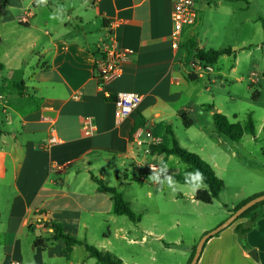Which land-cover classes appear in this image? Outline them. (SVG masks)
<instances>
[{
	"label": "crops",
	"instance_id": "0c3cea01",
	"mask_svg": "<svg viewBox=\"0 0 264 264\" xmlns=\"http://www.w3.org/2000/svg\"><path fill=\"white\" fill-rule=\"evenodd\" d=\"M174 4L0 0V95L8 100L0 101V264H96L84 245L74 246L68 257L64 241L47 242L53 229L45 221L62 225L123 264H190L194 245L184 244L181 236L168 239L173 225L163 224L158 199H150L152 189L146 190L147 200L141 189L133 198L127 193L139 184L151 188L145 173L157 175L161 187L162 178L192 170L176 155L165 159L163 153L150 151L152 145L171 147L169 130L215 169L209 142L215 138L220 148L226 137L217 132L212 112L203 109L210 99L204 97L208 83L203 91L196 82L207 75L208 82L216 83L212 72L239 83L249 75L252 87L261 81L264 86V0H196V22L184 28L178 48L170 38ZM111 28L118 47L130 53L121 74L100 86L98 45ZM193 45L231 48L234 53L222 55L211 72L202 73L194 63ZM223 57L231 61L224 76L219 65ZM190 74L198 79L190 80ZM118 92L142 95L139 107L124 119L117 118L116 103L107 97ZM87 117L93 124L90 135L83 128ZM174 126L184 130L183 140ZM259 136V130L254 136L245 134L237 148L256 159L244 140L256 142ZM92 174L122 192L141 219L114 214L113 201L98 191ZM179 180L188 187V177ZM191 193L194 201L196 192ZM263 193L264 185L240 203ZM237 205L225 209L218 225ZM246 221L210 238L198 264H264V217L242 240L235 227ZM208 231L203 228L201 237ZM39 239L47 246H38ZM118 239L124 243L120 252L113 244Z\"/></svg>",
	"mask_w": 264,
	"mask_h": 264
},
{
	"label": "rangeland",
	"instance_id": "374dc122",
	"mask_svg": "<svg viewBox=\"0 0 264 264\" xmlns=\"http://www.w3.org/2000/svg\"><path fill=\"white\" fill-rule=\"evenodd\" d=\"M220 46L216 45L215 48H220ZM230 62L228 57H223L219 61L223 76L228 74ZM214 78L217 79L216 83L208 82L209 78L206 75L204 78L197 80L196 85L203 88L204 91V84L205 82L208 83L210 91H204V97L210 99H207L206 104L214 105V110L220 109L221 111L219 112L226 115L230 121H241L243 124L252 119L256 131H260V136L256 142H246L249 139L246 138L244 144L256 159L249 157L241 148L238 149L237 143L228 140L226 136L224 138L226 143H221L219 145L220 148L216 147L215 138L209 142L208 153H211L216 161L215 169L211 166L217 176L224 181L225 185L220 198L212 204L193 201L191 198L192 191L180 182L179 176L184 175L187 178V174L195 173L189 164L191 171H175L172 177L162 178L161 187L156 184L157 179H150V177H157V175L145 173L144 176L151 188H147L144 184H139L127 193L129 198H133L132 195L136 193V189H141V192L144 191L145 193L144 199L147 200L149 197L146 195V190L152 189L153 195L150 199H158L161 219L165 221L163 224L167 226L173 225L170 231L172 235L168 233V239L181 236L184 244H192L194 247L197 246L201 238V230L203 228L213 230V228L219 226L218 224L226 215V208H231L233 204H240L244 196L250 195L251 192L264 185V131L261 130V121H264L263 83L261 81V86L252 87L249 75H245L244 81L239 83L234 82L235 78H218L217 75L215 76L211 72V79L214 80ZM229 82L234 83V86L230 89L231 83ZM256 90L260 91V96L255 93ZM232 96L233 98H231ZM196 129L198 128H194L193 132L197 131ZM174 130L177 131V137L183 140L185 137L184 130H178L176 126H174ZM233 152H235V155ZM130 176H132V173H130ZM188 178L190 179V177ZM203 185L205 184L203 183ZM236 192L240 194L238 197H235ZM145 219L147 221V218ZM113 244L118 252L124 247V243L120 239L114 240Z\"/></svg>",
	"mask_w": 264,
	"mask_h": 264
},
{
	"label": "trees",
	"instance_id": "16d2710c",
	"mask_svg": "<svg viewBox=\"0 0 264 264\" xmlns=\"http://www.w3.org/2000/svg\"><path fill=\"white\" fill-rule=\"evenodd\" d=\"M193 48L195 49V59L202 63L210 65L216 64L222 55L234 53L231 48L204 50L197 47L196 45H193ZM188 78L192 81H196L198 79L197 75L194 74H190ZM203 109L212 112V118L217 132L223 134L232 141H240L245 134H250L253 136L256 134V128L252 119H249L243 124L239 122L233 123L229 120L226 115L222 114L217 110H214V105L212 104L204 105ZM190 124L191 121H185L186 126H190ZM138 127L139 125L136 128ZM169 132L173 137L172 146L166 147L164 145H152L150 147V151L163 153L165 155V159H167L170 155H176L182 161L191 165L192 169L195 172L197 170H200V172L203 173L202 182L205 184L206 188L197 190L194 199L205 204L214 203L215 200L220 198V194L222 192V189L224 188V181L217 176L212 166L208 162H206L197 153L191 152L185 147H183L176 139L174 133L171 130H169ZM91 177L92 180L96 183L98 191L110 196L111 200L113 201L114 214L119 216H127L132 221H139L141 219L139 215L135 214L132 211L129 203L124 199L122 192H120L115 187L108 186L103 179L96 177L93 174L91 175ZM260 195H264V193ZM256 197H258V195L253 198ZM253 198L247 199L235 206L232 209V213L237 211L241 206H243L245 203H247ZM262 217H264V200L246 209L243 214L232 223H237L241 219H247L245 223L237 224L235 227L236 232L240 236V239L244 240L246 234ZM44 224L46 228L53 229V232L46 239V241L51 243L56 242L58 240L64 241L66 244V251L68 257L71 254L74 246L84 245L90 257L95 258L96 264H123L122 260L116 257L114 254L110 252L101 251L97 247L90 245L87 241L78 239L72 233L65 231L62 225L51 221H45ZM217 234H215L214 236H216ZM36 243L38 246H47V243L43 242L42 239L37 240ZM195 251L196 246L193 249L190 262L193 259Z\"/></svg>",
	"mask_w": 264,
	"mask_h": 264
},
{
	"label": "built area",
	"instance_id": "2783aa9c",
	"mask_svg": "<svg viewBox=\"0 0 264 264\" xmlns=\"http://www.w3.org/2000/svg\"><path fill=\"white\" fill-rule=\"evenodd\" d=\"M171 17L173 27L170 38L172 40V45L178 48L184 28L196 22V0H175ZM98 47L101 56L96 61L97 77L100 86H103L109 77L121 74L122 64L127 59L130 51L118 47L116 35L112 28L100 41ZM194 63L202 73L212 71V66L210 64L202 63L196 59ZM107 97L115 101L117 106L116 116L119 119H124L129 116L142 102V95L134 92H118L113 97L110 95H107ZM0 101L5 103L8 102L2 95H0ZM83 128L86 135L92 133L93 124L90 117L86 118V123ZM149 169L155 171L156 166L150 165Z\"/></svg>",
	"mask_w": 264,
	"mask_h": 264
},
{
	"label": "water",
	"instance_id": "95a60500",
	"mask_svg": "<svg viewBox=\"0 0 264 264\" xmlns=\"http://www.w3.org/2000/svg\"><path fill=\"white\" fill-rule=\"evenodd\" d=\"M262 200H264V195H260V196H258L256 198L251 199L250 201L245 203L243 206H241L237 211L232 213L219 226H217L213 230H210V231L206 232L204 235H202V237L200 238V240H199V242H198V244L196 246V251H195V254H194L193 259L191 260L190 264H198V261L200 259L202 250L204 248V245L208 241V239H210L211 237H213L215 234L219 233L223 229L227 228L228 226H230L237 218H239L243 214V212L246 209H248L249 207L255 205L256 203H258V202H260ZM249 254L254 259H256V260L258 259L256 250H251Z\"/></svg>",
	"mask_w": 264,
	"mask_h": 264
},
{
	"label": "clouds",
	"instance_id": "9594fccd",
	"mask_svg": "<svg viewBox=\"0 0 264 264\" xmlns=\"http://www.w3.org/2000/svg\"><path fill=\"white\" fill-rule=\"evenodd\" d=\"M37 2L43 3V2H45V0H37ZM187 176L190 177L188 187L193 193H195L201 187H206L202 183L203 173L200 172V170H197L194 174L189 173V174H187ZM150 179L156 180V179H158V177L152 176V177H150Z\"/></svg>",
	"mask_w": 264,
	"mask_h": 264
}]
</instances>
